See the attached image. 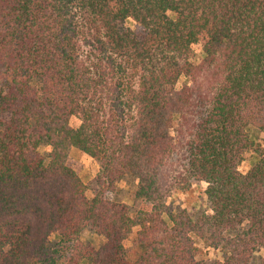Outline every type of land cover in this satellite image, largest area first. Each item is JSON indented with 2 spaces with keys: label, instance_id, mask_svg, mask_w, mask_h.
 Instances as JSON below:
<instances>
[{
  "label": "trees",
  "instance_id": "16d2710c",
  "mask_svg": "<svg viewBox=\"0 0 264 264\" xmlns=\"http://www.w3.org/2000/svg\"><path fill=\"white\" fill-rule=\"evenodd\" d=\"M263 130L264 0H0V264H264Z\"/></svg>",
  "mask_w": 264,
  "mask_h": 264
},
{
  "label": "rangeland",
  "instance_id": "374dc122",
  "mask_svg": "<svg viewBox=\"0 0 264 264\" xmlns=\"http://www.w3.org/2000/svg\"><path fill=\"white\" fill-rule=\"evenodd\" d=\"M130 28L134 29L137 26L131 20H128L126 23ZM192 51L197 58L201 56V46L200 44H193ZM182 79L179 80L176 87H180ZM70 125L76 127L79 124V119L75 116L70 118ZM258 142L261 147L264 149V130L259 135ZM253 157L250 152H247L243 155V160L239 164V170L245 172L251 166ZM184 161L180 158L175 162L173 167L172 175L176 176L175 179L178 181L176 190L168 197L167 202L173 203L174 205L180 206L187 209H207L206 196L204 190L206 188V182L204 181H194L192 178H189L188 183L182 184L180 177L185 175V166ZM67 164L75 170L78 175L81 177L84 184L91 187L93 185V178L97 175L99 171L98 163L92 157L78 151L75 148H71L69 151V156ZM179 183V184H178ZM136 182L130 179H126L119 183L118 191L113 193H106V197L112 200L122 201L128 204H131V199L133 198V191L135 188ZM84 237L81 240L85 241L88 238L87 233L85 232ZM208 258H219V253L216 250L208 249L205 254Z\"/></svg>",
  "mask_w": 264,
  "mask_h": 264
}]
</instances>
